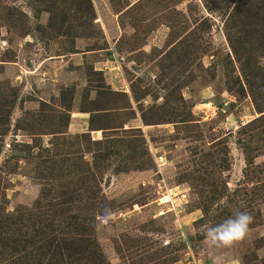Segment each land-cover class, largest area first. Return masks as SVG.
Masks as SVG:
<instances>
[{
    "label": "rangeland",
    "instance_id": "obj_1",
    "mask_svg": "<svg viewBox=\"0 0 264 264\" xmlns=\"http://www.w3.org/2000/svg\"><path fill=\"white\" fill-rule=\"evenodd\" d=\"M86 1L0 0V213L45 216L93 181L109 264H213L205 226L239 209L250 232L225 254L264 264V0L240 22L206 0Z\"/></svg>",
    "mask_w": 264,
    "mask_h": 264
},
{
    "label": "trees",
    "instance_id": "obj_2",
    "mask_svg": "<svg viewBox=\"0 0 264 264\" xmlns=\"http://www.w3.org/2000/svg\"><path fill=\"white\" fill-rule=\"evenodd\" d=\"M210 1L226 11L232 8L229 14L232 21L240 22L242 18L251 16L247 3L249 0H237L234 6L233 0H206ZM86 2L87 9L84 12L92 16L91 3L89 0ZM55 8V5L50 6L54 16L52 14L49 27L60 32L65 19L53 11ZM55 20L59 21L60 29ZM88 173L93 175L91 171ZM86 181L88 184L90 179ZM81 190L83 189L74 187L52 198V212L45 216L19 210L12 215L0 213V230H3L2 234L0 233L2 241L0 247L2 249L5 247L3 250L8 254L10 264H109L94 237L95 217L109 205V202L104 197L97 201L100 187L93 181L86 185L83 198H80ZM24 220L28 222L26 227L30 232L28 239L20 238V226ZM22 243L32 248L29 262L26 259L21 261L15 258Z\"/></svg>",
    "mask_w": 264,
    "mask_h": 264
},
{
    "label": "clouds",
    "instance_id": "obj_3",
    "mask_svg": "<svg viewBox=\"0 0 264 264\" xmlns=\"http://www.w3.org/2000/svg\"><path fill=\"white\" fill-rule=\"evenodd\" d=\"M114 215L111 208H104L95 220L100 225L108 226ZM252 221L253 217L248 212L236 209L231 216L205 226L207 254L212 258L213 264H240L236 260L230 261L224 250L233 248L247 238Z\"/></svg>",
    "mask_w": 264,
    "mask_h": 264
},
{
    "label": "crops",
    "instance_id": "obj_4",
    "mask_svg": "<svg viewBox=\"0 0 264 264\" xmlns=\"http://www.w3.org/2000/svg\"><path fill=\"white\" fill-rule=\"evenodd\" d=\"M187 218H189V219H193V220H195L193 217H195V215H194V213H191V214H189V215H187L186 216ZM235 260V259H234ZM232 261V260H231ZM236 261H239L240 262V260H236ZM240 264H241V262H240Z\"/></svg>",
    "mask_w": 264,
    "mask_h": 264
}]
</instances>
